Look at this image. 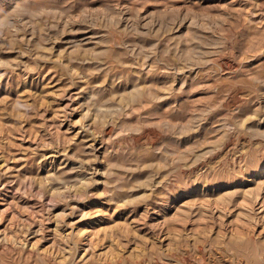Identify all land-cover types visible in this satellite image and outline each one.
<instances>
[{
	"label": "rangeland",
	"instance_id": "obj_1",
	"mask_svg": "<svg viewBox=\"0 0 264 264\" xmlns=\"http://www.w3.org/2000/svg\"><path fill=\"white\" fill-rule=\"evenodd\" d=\"M0 264H264V0H0Z\"/></svg>",
	"mask_w": 264,
	"mask_h": 264
},
{
	"label": "bare ground",
	"instance_id": "obj_2",
	"mask_svg": "<svg viewBox=\"0 0 264 264\" xmlns=\"http://www.w3.org/2000/svg\"><path fill=\"white\" fill-rule=\"evenodd\" d=\"M90 38V37H89ZM79 43V42H78ZM86 250V249H85ZM244 261V260H243ZM231 263V262H230ZM241 263V262H240ZM244 263V262H243Z\"/></svg>",
	"mask_w": 264,
	"mask_h": 264
}]
</instances>
